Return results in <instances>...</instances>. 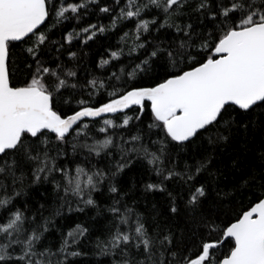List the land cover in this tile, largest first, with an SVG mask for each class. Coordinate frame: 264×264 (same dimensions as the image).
I'll return each instance as SVG.
<instances>
[{
  "label": "trees",
  "instance_id": "16d2710c",
  "mask_svg": "<svg viewBox=\"0 0 264 264\" xmlns=\"http://www.w3.org/2000/svg\"><path fill=\"white\" fill-rule=\"evenodd\" d=\"M83 2L51 0L50 7L57 9ZM127 2L97 0L96 3H88L86 8L80 9L75 15L69 11L66 13L69 18L55 27L52 26L55 17L50 15L37 30V34L44 33L48 37L36 56L43 67L55 70L61 78H66L64 73L68 70L76 73L74 77L67 78L76 87L61 89L55 94L54 110L62 117L79 110L83 106L79 103L82 100L90 107L108 102L112 98L108 93L116 86H119L121 93L131 87H152L169 75L196 66L209 54L198 51L202 41L211 34L210 42L214 43L222 34L218 27L220 18L213 20L209 14L215 9L196 11L200 0H185L184 7L168 18L169 23L179 25L181 29L191 25V29H188L191 33L190 41L183 32H177L175 27H160L166 17L156 8L145 9L139 18H119ZM216 2L218 0H210V3ZM137 3L143 4L145 0H137ZM104 7L110 11L101 12L100 9ZM153 18L156 24H150L146 33L141 31L137 39V21ZM113 20H116L115 27ZM89 25H96L97 29L102 26L105 31L101 33L93 29L96 35L86 43L84 41L89 33H82L71 43L66 41L69 33L75 36V33ZM125 33L128 35L125 36ZM181 40L192 44L188 51L195 57L194 60L185 59L173 67L166 55H160L150 60L147 70L140 73L137 79L129 80L127 74L157 46L175 50ZM26 41L10 44V82L15 87L25 86L36 72V60L26 51L33 46L35 37L26 38ZM140 43H144L145 48L130 52ZM112 52L120 53L119 58L113 59ZM71 53L76 55L72 57ZM103 60L109 63L102 65ZM113 73L120 76L119 81ZM91 81L97 82L95 87ZM101 84L103 87H100ZM126 114L133 117L130 124L124 128H109L107 133L98 131L100 127H106L103 120L112 119L115 124H121L123 113L96 119L84 118L82 123L89 125L83 129L86 135L78 137L73 131L63 143L57 141L53 133L47 134L46 144L39 140L31 141L33 155L37 152L43 154L47 148L48 155L55 158L56 166L71 170L73 175L78 165L90 174L97 170L105 174L106 178L98 184L97 190L91 192L94 205H85L71 194L66 196L63 191L65 181L59 172H52L47 179L42 175L37 181L33 174L36 164L23 155L15 157V177L20 179L0 174V183L4 186L0 187V196L12 197L8 207L0 210V217L6 219L9 213L19 209L27 218L25 227L28 229L47 221L48 230L36 245V251L48 249L56 253L51 258L53 264L65 256V264H119L124 257L118 250L102 254L99 245L106 242L117 227L134 236L137 218L143 223L147 237L155 242L157 257L163 253L165 260L171 261V264H186L185 258H195L203 242L223 239L222 233L226 226L235 222L264 197V106L248 112L230 109L218 124L201 130L183 144L171 141L162 128L149 127L154 123L150 106L142 114L135 106L126 110ZM137 115L140 116L139 120L135 119ZM135 135L141 139L125 143ZM106 136L113 138V145L99 156L83 147L73 150V144L79 145L85 141L92 144L94 140H103ZM133 147L147 148L150 153L159 156L161 162L149 164L151 157L145 158L142 152H131L122 159L121 149ZM126 161L130 163L123 171L117 172V164ZM201 165L202 170L196 173V168ZM157 168L162 170L159 175ZM169 171L180 175L165 179ZM189 175L193 178L188 179ZM57 183L61 185L60 189H57ZM148 184L160 187L148 190ZM113 186L116 192L110 190ZM201 186L205 189V196L200 198L198 204L190 205L192 193ZM114 206L119 207L122 214L126 209L131 210L128 225L120 224L118 216L110 211ZM174 207L177 209L175 212L172 211ZM77 225L86 228L87 232L68 251L78 252L79 255L60 253L59 249L67 233ZM165 236L171 239L170 245L167 242L164 245L159 243ZM232 246L230 240L220 244L215 250L214 261L227 256ZM172 252L176 253L175 258ZM128 253L133 264L144 259L142 248L138 252L129 246ZM15 254H19V249Z\"/></svg>",
  "mask_w": 264,
  "mask_h": 264
},
{
  "label": "snow or ice",
  "instance_id": "6c2138e0",
  "mask_svg": "<svg viewBox=\"0 0 264 264\" xmlns=\"http://www.w3.org/2000/svg\"><path fill=\"white\" fill-rule=\"evenodd\" d=\"M96 2L97 0H84L83 3L68 4L53 9L50 7L51 0H0V174L20 179L15 177L17 164L15 157L23 155L36 164L33 174L37 181L42 175L47 179L52 172H59L65 181L63 185L65 195L78 197L85 205L95 204L91 192L97 190L98 184L106 178L105 174L99 170L90 174L78 165L73 175L71 170L56 166L55 158L48 155L47 148L43 154L37 152L33 155L31 143L33 139L46 144L47 134L53 133L56 140L63 143L73 131L78 137L86 135L83 129H87L89 125L82 123L84 118L123 113L121 124H115L112 119L103 120L106 127H100L98 131L107 133L109 128H124L130 124L133 117L128 116L126 110L135 106L142 114L150 106L154 123L149 127H160L171 141L183 144L201 130H207L209 126L218 124L230 109L248 112L264 106V0L258 2L257 0H226V2L218 0L214 4L210 3V0H200L196 11L215 9L209 14L213 20L220 18L218 27L222 33L214 43L210 42V34L209 38L204 39L199 45L198 51L209 53L202 62L187 71L181 70L178 74L169 75L152 87H131L121 93L119 86H116L108 93L112 97L108 102L99 107H90L82 100L79 102L83 105L80 110L62 117L54 110L55 94L61 89L75 88L76 85L71 84L67 78L74 77L76 73L68 70L64 73L66 78H61L55 70L43 67L36 56L40 46L45 44L48 37L44 33L37 34V30L50 15L55 17L52 25L55 27L69 18L66 16L69 11L75 15L80 9L86 8L88 3ZM184 5L185 0H145L143 4H138L137 0H128L126 8L121 9L119 18H139L145 9L156 8L166 17L160 27H175L177 32H183L190 41L191 33L188 29H191V25L181 29L179 25L169 23L168 19ZM100 11L106 13L110 9L104 7ZM115 24L116 20H113V27ZM150 24L155 25L156 19L137 21V39L141 31L145 33L149 31ZM93 29L101 33L105 31L102 26L97 29L96 25H89L81 32L75 33V36L69 33L66 41L71 43L82 33H89L84 41L86 43L96 35ZM127 35L125 33V36ZM32 37H35V42L26 51L36 60V72L25 86H12L9 72L10 44L27 42L26 38ZM189 41L181 40L175 50H165L157 46L127 74L129 80L137 79L140 73L147 70L150 60L160 55H166L173 67L185 59L194 60L195 57L188 51L192 47ZM137 48H145V44L136 45L130 52L136 51ZM70 55L74 57L76 54ZM111 56L113 59H118L120 53L112 52ZM108 63V60L101 61L102 65ZM121 72L123 73V69ZM113 76L117 81L120 80V76H116L115 73ZM90 83L95 87L97 82ZM100 87H103V84ZM135 119L139 120L140 116L137 115ZM140 139V136L135 135L125 143ZM112 145L113 138L106 136L103 140H94L92 144L86 141L79 145L73 144V150L83 147L99 156ZM121 151L122 159L131 152H142L145 158L151 157L148 160L149 164L156 165L161 162L159 156L150 153L144 147L121 149ZM9 157L13 158L9 159ZM128 163L130 161L118 163L117 172L123 171ZM202 168L203 165L197 167L196 173ZM156 171L158 175L162 172L159 168ZM176 175L180 174L169 171L165 179H171ZM192 178L191 175L188 176V179ZM0 187H4L2 183ZM146 187L148 190H154L160 186L148 184ZM60 188L61 185L57 183V189ZM110 190L117 191L114 186ZM204 196L203 186L196 188L189 199V204H198L200 198ZM11 200L12 197L0 196V210L6 209ZM176 210L175 207L172 209L173 212ZM110 211L118 216L120 224L130 223V209H126L122 214L120 208L114 206ZM26 219L19 209L9 213L6 219L0 217V264H53L51 258L56 253L48 249L36 251V245L40 242L43 233L48 230L47 221L28 229L25 227ZM86 232L87 229L80 225L70 230L59 252L70 256L79 255L78 252H69L68 249ZM134 233L133 236L130 232L121 231L117 227L106 242L100 243L102 254L118 250L124 257L119 264H133L128 258V247L131 246L138 252L142 248L144 254V259L136 261V264H171V261L165 260L163 253L159 257L156 256L155 242L147 237V231L138 218ZM222 237L221 240L203 242L195 258H185L186 264H264V199L259 200L235 222L226 226ZM228 240L233 244L229 254L222 260L214 261L215 250ZM165 242L169 245L172 243L168 236L159 243L164 245ZM17 249L19 254L14 255ZM171 255L175 258L176 253L172 252ZM65 260L66 256L55 261V264H65Z\"/></svg>",
  "mask_w": 264,
  "mask_h": 264
},
{
  "label": "water",
  "instance_id": "95a60500",
  "mask_svg": "<svg viewBox=\"0 0 264 264\" xmlns=\"http://www.w3.org/2000/svg\"><path fill=\"white\" fill-rule=\"evenodd\" d=\"M39 27H40V26H39ZM186 71H187V70H186ZM98 107H99V106H98ZM79 110H80V109H79ZM77 111H78V110H77ZM116 114H117V113H116ZM70 115H71V114H70ZM113 115H115V114H104V115L101 116V117H105V116H113ZM65 117H66V116H65ZM98 118H100V117H98ZM88 119H96V118H88ZM262 199H264V197H263ZM254 205H255V204H254ZM254 205H253V206H254ZM251 207H252V206H251ZM251 207H250V208H251ZM250 208H249V209H250ZM249 209H248V210H249ZM221 260H222V259H221Z\"/></svg>",
  "mask_w": 264,
  "mask_h": 264
}]
</instances>
